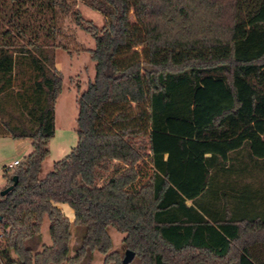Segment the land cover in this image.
Returning <instances> with one entry per match:
<instances>
[{
    "label": "trees",
    "instance_id": "trees-1",
    "mask_svg": "<svg viewBox=\"0 0 264 264\" xmlns=\"http://www.w3.org/2000/svg\"><path fill=\"white\" fill-rule=\"evenodd\" d=\"M84 1L105 15L100 30L84 28L95 42V73L76 98V146L40 178L62 91L46 49L83 50L62 27L66 16L83 20L68 0H0V24H8L0 31V95L15 92L35 124L0 128L31 140L5 174V187L17 182L0 195V257L12 250L20 264L75 263L110 250L111 226L142 264H264V196L256 204L245 187L233 207L219 208L225 193L216 180L242 149L264 160V0ZM31 6L46 9L41 28L51 44L27 22ZM24 61L31 81L15 89ZM57 203L84 228L73 257L71 224ZM44 216L51 244L32 254L26 242Z\"/></svg>",
    "mask_w": 264,
    "mask_h": 264
},
{
    "label": "rangeland",
    "instance_id": "rangeland-1",
    "mask_svg": "<svg viewBox=\"0 0 264 264\" xmlns=\"http://www.w3.org/2000/svg\"><path fill=\"white\" fill-rule=\"evenodd\" d=\"M35 1L36 3L39 2V0ZM68 1L71 2L74 8L78 9L83 20V26L76 24L69 16H66L62 20V27L67 37H71L67 38L70 39L71 46L77 45L83 47V50L67 52L59 47L46 49V53L53 59V67L62 74V91L55 103V133L48 141L47 149L49 154L41 164L39 176H44L50 171L53 163L67 155L77 144L76 118L78 107L75 97L77 98L78 94L87 87L88 82L93 79L95 73V62L91 60L88 52V50L94 48L95 42L92 35L84 28L88 25H94L100 30L105 24V15L100 10L91 7L88 1ZM28 10L27 14H29L28 16L31 15V18H28L27 22L34 23L33 29L41 35L39 40L51 44V39L43 38L45 31L41 28V26L45 25L48 17L46 9H44V14L38 13L37 8L34 6H31ZM27 14L25 15L27 16ZM7 26V23H1L0 31ZM14 75V85L15 89H17L16 87L19 88L20 86L26 87V84L29 83L28 81H31L32 72L24 61L21 64L17 63ZM15 95V92L0 95V128L5 129V131L9 130V128L14 131L34 129L35 124L20 108V101L17 97H14ZM27 148L29 149V144L23 139L0 135V190L6 184L5 174L9 175L15 170H5V165L14 159H19L20 163H22ZM62 150L64 151L61 152ZM216 177L220 193H225L217 205L219 208L224 201L228 202V207H233L237 193L245 187L257 193L254 201L256 204H259V199L264 196V160H249L247 149H242L239 153L232 154L230 162L226 164L225 168ZM61 204L65 213L60 210L71 224L68 256L73 257L75 248L83 235L84 228L73 224L72 209L65 203ZM187 204H190V201H187ZM49 225L48 218L44 216L40 233L34 238L27 240L26 244L30 247L32 254L51 244ZM107 232L111 238V248L106 254H101L96 250L88 251L75 263L64 262L62 264H121L124 252L128 249L123 242L126 234L118 232L111 226L107 227ZM1 244L2 241L0 240ZM240 247L239 244H236L229 258H235ZM8 257L7 259L0 257V264H20L18 257L12 250L8 251ZM209 261L216 264L220 262L211 257H209ZM128 264H142V260L139 256H135Z\"/></svg>",
    "mask_w": 264,
    "mask_h": 264
},
{
    "label": "water",
    "instance_id": "water-1",
    "mask_svg": "<svg viewBox=\"0 0 264 264\" xmlns=\"http://www.w3.org/2000/svg\"><path fill=\"white\" fill-rule=\"evenodd\" d=\"M12 180H13L12 184H10V185H8V186H6V187H4L3 189L0 190V195L6 194L9 190H11L13 188V186L17 182V177L13 176ZM134 255L135 254H134L133 251H131L129 249L125 250L124 257H123V259L121 261L122 264H128L130 261H132V259L134 258Z\"/></svg>",
    "mask_w": 264,
    "mask_h": 264
},
{
    "label": "crops",
    "instance_id": "crops-1",
    "mask_svg": "<svg viewBox=\"0 0 264 264\" xmlns=\"http://www.w3.org/2000/svg\"><path fill=\"white\" fill-rule=\"evenodd\" d=\"M59 96V95H58ZM75 96H76V94H75ZM58 98V97H57ZM57 100V99H56ZM75 100H76V97H75ZM56 103V102H55ZM56 109V108H55ZM56 114V113H55ZM55 133V132H54ZM19 139H23V141H26V142H28V144H29V149L27 148V150H26V153H25V155H27L29 152H30V150H31V140L30 139H28V138H19ZM64 150H62L61 152H63ZM39 176V175H38ZM45 176V175H44ZM44 176H39L40 178H42V177H44ZM56 206L59 208V209H61L62 210V212H64L63 211V208H62V204L61 203H57L56 204ZM73 211V210H72ZM65 213V212H64ZM73 216H74V214H73ZM73 219H74V217H73ZM43 223V222H42ZM51 240V239H50ZM46 244V243H45Z\"/></svg>",
    "mask_w": 264,
    "mask_h": 264
},
{
    "label": "built area",
    "instance_id": "built-area-1",
    "mask_svg": "<svg viewBox=\"0 0 264 264\" xmlns=\"http://www.w3.org/2000/svg\"><path fill=\"white\" fill-rule=\"evenodd\" d=\"M20 163V160L19 159H14L10 162H8L6 165H5V170H10V169H13L16 165H18Z\"/></svg>",
    "mask_w": 264,
    "mask_h": 264
}]
</instances>
